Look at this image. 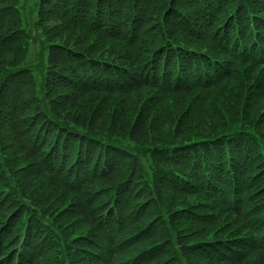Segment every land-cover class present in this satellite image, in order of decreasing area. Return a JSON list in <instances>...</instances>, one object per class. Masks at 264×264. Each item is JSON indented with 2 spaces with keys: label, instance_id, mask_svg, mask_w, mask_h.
<instances>
[{
  "label": "trees",
  "instance_id": "trees-1",
  "mask_svg": "<svg viewBox=\"0 0 264 264\" xmlns=\"http://www.w3.org/2000/svg\"><path fill=\"white\" fill-rule=\"evenodd\" d=\"M18 2L0 264H264V0Z\"/></svg>",
  "mask_w": 264,
  "mask_h": 264
},
{
  "label": "rangeland",
  "instance_id": "rangeland-1",
  "mask_svg": "<svg viewBox=\"0 0 264 264\" xmlns=\"http://www.w3.org/2000/svg\"><path fill=\"white\" fill-rule=\"evenodd\" d=\"M35 1L36 0H19L18 2L19 7H20L19 9L21 10L23 17L25 16V19H28L30 21L34 20L35 18V15H34L36 14L35 13L36 12L35 11ZM27 28H29V30L34 29L31 24H27ZM36 31L37 30L35 29L34 32ZM40 51H41V45L39 43V36H38V41L30 44V52H29V55L27 56V59L25 60L27 63L25 65H28V66L31 65V67H33L34 69H37L38 60H40V58H38ZM22 65L24 66V63ZM35 74L38 75V73L36 72Z\"/></svg>",
  "mask_w": 264,
  "mask_h": 264
}]
</instances>
